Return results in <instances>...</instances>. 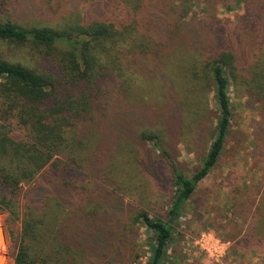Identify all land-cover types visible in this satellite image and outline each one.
I'll use <instances>...</instances> for the list:
<instances>
[{
    "label": "trees",
    "instance_id": "1",
    "mask_svg": "<svg viewBox=\"0 0 264 264\" xmlns=\"http://www.w3.org/2000/svg\"><path fill=\"white\" fill-rule=\"evenodd\" d=\"M166 3L0 0V212L17 218L19 201H24L15 264H82L89 254L95 259L108 257L111 239L100 225L115 212L104 206L89 207L91 215L84 216H90L91 226L74 224L68 235L71 242L65 241L60 225L67 218L74 221L82 206L73 201L66 213L64 202L74 192L68 182L75 180L64 161L87 162L88 130L103 124L107 112L103 101L110 91L134 84L128 68L137 54L148 53L151 42L171 41L186 30V12L170 13ZM241 3L244 14L233 22H218L214 16L200 20L212 30L215 42L202 46L183 74L190 78L193 91H199L203 80L212 82L219 117L216 137L191 177L169 162L175 192L167 220L141 213L134 221L154 234L148 264H165L175 223L224 149L231 120L230 81L263 106L264 137V0ZM209 4L203 1L206 9ZM189 37L191 46L201 44L200 34ZM4 46L13 58L5 55ZM137 132L140 142L161 150L157 134ZM36 178L39 181L33 184ZM79 246L84 249L75 248Z\"/></svg>",
    "mask_w": 264,
    "mask_h": 264
},
{
    "label": "rangeland",
    "instance_id": "2",
    "mask_svg": "<svg viewBox=\"0 0 264 264\" xmlns=\"http://www.w3.org/2000/svg\"><path fill=\"white\" fill-rule=\"evenodd\" d=\"M203 1L167 0L170 13L186 12V30L182 29L177 39L151 42L148 53L137 54L135 64L127 70L134 84L121 91L111 90L103 101L107 110L103 124L88 130L87 162L64 161L75 180L68 182L74 192L64 202L66 213L73 201L82 206L80 213H74V221L67 218L60 225L65 241H70L74 224L91 226L90 216H84L91 215L89 207L101 205L115 212L100 225L111 239L108 257L95 259L89 254L82 264H148L154 234L134 221L141 213L166 221L175 192L169 162L191 177L215 140L219 117L214 86L203 80L197 86L199 91H193L183 71L203 51L202 46L215 42L212 30L200 20L207 22V17L214 16L218 22H233L244 10L241 0H206L208 9ZM190 34H200L201 44L191 46ZM2 48L13 58L11 50ZM227 92L231 120L224 149L175 223L165 264H251L255 260V264H264L263 106L238 83L230 81ZM121 125L126 129H117ZM138 130L157 134L161 150L140 142ZM38 181L36 178L33 184ZM19 204L17 218L0 212L4 232L0 260L7 256L3 264H15L24 201Z\"/></svg>",
    "mask_w": 264,
    "mask_h": 264
},
{
    "label": "water",
    "instance_id": "3",
    "mask_svg": "<svg viewBox=\"0 0 264 264\" xmlns=\"http://www.w3.org/2000/svg\"><path fill=\"white\" fill-rule=\"evenodd\" d=\"M0 242H4V232L2 227L0 226ZM7 256H2L0 260V264H3L4 260L6 259Z\"/></svg>",
    "mask_w": 264,
    "mask_h": 264
},
{
    "label": "crops",
    "instance_id": "4",
    "mask_svg": "<svg viewBox=\"0 0 264 264\" xmlns=\"http://www.w3.org/2000/svg\"><path fill=\"white\" fill-rule=\"evenodd\" d=\"M254 262H256V260ZM254 262L251 261V264H255ZM243 264H249V262L248 263L244 262Z\"/></svg>",
    "mask_w": 264,
    "mask_h": 264
},
{
    "label": "built area",
    "instance_id": "5",
    "mask_svg": "<svg viewBox=\"0 0 264 264\" xmlns=\"http://www.w3.org/2000/svg\"><path fill=\"white\" fill-rule=\"evenodd\" d=\"M207 252H211V253H213V250H212V249H210V250H209V249H207Z\"/></svg>",
    "mask_w": 264,
    "mask_h": 264
}]
</instances>
